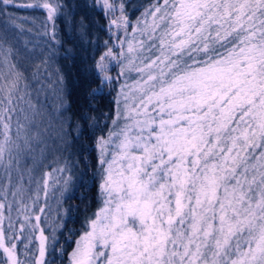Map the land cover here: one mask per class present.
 <instances>
[{"label":"snow or ice","instance_id":"obj_1","mask_svg":"<svg viewBox=\"0 0 264 264\" xmlns=\"http://www.w3.org/2000/svg\"><path fill=\"white\" fill-rule=\"evenodd\" d=\"M68 7L0 0V264H56V229L42 226L52 173L34 181L33 172L47 149L39 95L63 82L52 63ZM87 7L101 10L108 34L92 58L91 95L113 89L115 115L95 138L100 206L60 255L67 264H264V0ZM63 123L61 139L71 134Z\"/></svg>","mask_w":264,"mask_h":264},{"label":"trees","instance_id":"obj_2","mask_svg":"<svg viewBox=\"0 0 264 264\" xmlns=\"http://www.w3.org/2000/svg\"><path fill=\"white\" fill-rule=\"evenodd\" d=\"M132 2L142 4L147 0ZM66 3L70 7L65 9L64 23L57 21L63 47L58 49L56 60L65 84L67 105L63 114L72 125L71 129L67 126L71 134L66 139L71 148L66 150L64 144L58 165L62 164L68 170L63 172L62 176L71 172L69 175L72 177V183L71 195L64 200L65 204L69 205L68 218L64 225L56 230L59 240L55 253L56 264H62V261L67 264L59 249L62 247L67 252L71 251L75 239L85 226L86 219L99 205V177L95 169L98 152L95 138L106 133L105 125L110 126L109 117L115 115L113 89L105 88L102 95L94 98L91 95L92 89L96 87L93 82L92 58L103 51V41L108 39L106 20L102 18V13L98 15L101 12L99 8L93 10L87 7L91 0H66ZM20 12L36 14L41 18L44 15L43 12L32 10L21 9ZM85 16L87 19H84ZM81 23L84 28L80 27ZM117 70L114 66L112 74L115 75ZM88 117L93 119L89 120ZM96 119L99 120L98 124L95 123ZM52 258L48 257L49 260Z\"/></svg>","mask_w":264,"mask_h":264},{"label":"rangeland","instance_id":"obj_3","mask_svg":"<svg viewBox=\"0 0 264 264\" xmlns=\"http://www.w3.org/2000/svg\"><path fill=\"white\" fill-rule=\"evenodd\" d=\"M19 14L36 17L38 20L41 19L38 15L30 14L28 12H19ZM56 69H59V67L55 57L52 63L53 73H55ZM53 78L55 79V76ZM39 103L43 116V124L48 128V131L45 134L47 149L43 157L37 156L36 164L34 166L33 179L34 181L42 180L45 172L52 173L51 176L48 177L47 208L46 213L44 214V216L47 217L46 221L44 216H42V226L46 228V234L50 235L51 229L48 227L49 225L51 228H55L57 230L58 228H61L67 220L69 205H66L64 200L67 196L71 195L70 188L72 177L69 175L71 172L69 171V173L65 176H62L63 173L60 172H52V169L63 167L62 164L58 165V159L63 151L64 140L67 139V137L61 139L62 122H64L63 127L65 130H67L68 126V121L63 114L67 105L64 80L62 84L55 85L52 89H46L45 92H41L39 95ZM39 122L40 118H38V123ZM66 172H68V170H66ZM69 177V183L67 184L65 190L64 180ZM33 187H35V184H33ZM41 200H44L43 193H41ZM99 206L100 200L98 207Z\"/></svg>","mask_w":264,"mask_h":264}]
</instances>
